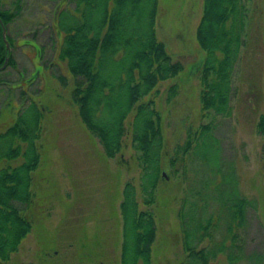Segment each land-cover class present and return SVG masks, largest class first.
I'll return each instance as SVG.
<instances>
[{"label": "trees", "instance_id": "trees-1", "mask_svg": "<svg viewBox=\"0 0 264 264\" xmlns=\"http://www.w3.org/2000/svg\"><path fill=\"white\" fill-rule=\"evenodd\" d=\"M72 1L71 9L59 10L51 21L61 33L57 57L73 78L71 98L78 116L107 158L120 152L128 137L142 204L153 203L155 187L166 175L164 157L167 168L179 174L183 187L176 216L183 258L178 264H208L218 255L226 264L260 261L261 256L245 253L246 212L255 202L240 192L235 165L215 134L217 122L231 113L232 78L244 41L243 0H202L195 39L204 53L198 70L204 121L187 126L183 140L166 156L155 85L175 76L182 65L171 60L155 36L157 0ZM19 9L18 0L0 9V21L10 22ZM6 55L0 32V65ZM7 66L14 67L11 57ZM175 93L176 85H169L166 100ZM28 97L15 120L0 131V160L20 158L0 168V261L9 259L30 229L22 210L32 196L30 173L38 163L35 140L42 108ZM257 129L264 131L262 116ZM121 196L120 264H150L153 215L138 209L131 181L124 183Z\"/></svg>", "mask_w": 264, "mask_h": 264}, {"label": "rangeland", "instance_id": "rangeland-1", "mask_svg": "<svg viewBox=\"0 0 264 264\" xmlns=\"http://www.w3.org/2000/svg\"><path fill=\"white\" fill-rule=\"evenodd\" d=\"M0 1L9 9L15 2ZM57 1L18 0V16L7 25L14 67L0 71V131L28 104L26 93L42 111L35 140L38 163L30 173L32 196L22 210L30 229L0 264H120L119 202L126 181L135 185L138 209L153 215L150 264H178L183 258L176 216L183 187L179 174L167 168L164 157L166 175L155 187L153 203L144 205L128 137L120 152L107 158L86 130L71 98L73 78L57 57L61 33L51 21L56 7L57 13L74 3ZM243 5L244 41L232 78L231 113L217 122L215 134L235 165L240 192L256 205L246 212L245 253L261 260L239 264H264V131L257 129L260 116L264 121V0H243ZM201 9L202 0H157L155 36L171 60L182 65L175 76L155 85L165 156L183 140L187 126L195 128L204 121L198 100L204 53L195 39ZM171 84L176 93L167 101ZM19 162L20 158L0 160V168ZM208 264L226 262L218 255Z\"/></svg>", "mask_w": 264, "mask_h": 264}, {"label": "flooded vegetation", "instance_id": "flooded-vegetation-1", "mask_svg": "<svg viewBox=\"0 0 264 264\" xmlns=\"http://www.w3.org/2000/svg\"><path fill=\"white\" fill-rule=\"evenodd\" d=\"M3 2L2 1H0V9L2 10V9H9V7H7V8H3V7H1V4H2ZM12 21V20H11ZM8 23H10V22H7L6 24H3L1 21H0V28H1V30H0V32H2V28H3V30H4V36H5V39H6V41H7V43H8V40H7V38L9 39V40H11L10 38H9V35H8V31H7V25H8ZM1 39H2V37H1ZM3 41V40H2ZM5 46V45H4ZM10 48H11V46H9V44H8V49H6V53H7V55H6V57H7V62H8V60H9V57H11V55H10ZM7 62H6V65L4 66V67H7ZM4 67L2 68V69H0V71H2L3 69H4Z\"/></svg>", "mask_w": 264, "mask_h": 264}, {"label": "water", "instance_id": "water-1", "mask_svg": "<svg viewBox=\"0 0 264 264\" xmlns=\"http://www.w3.org/2000/svg\"><path fill=\"white\" fill-rule=\"evenodd\" d=\"M57 9H58V7L55 8L54 15L56 14ZM1 37H2V40L4 42L5 48L8 49V43L5 39L3 28H2V32H1ZM6 62H7V57L4 58L3 63L0 65V69H2L6 65Z\"/></svg>", "mask_w": 264, "mask_h": 264}]
</instances>
